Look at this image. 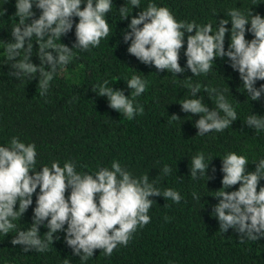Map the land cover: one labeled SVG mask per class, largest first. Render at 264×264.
<instances>
[{"label":"trees","instance_id":"trees-1","mask_svg":"<svg viewBox=\"0 0 264 264\" xmlns=\"http://www.w3.org/2000/svg\"><path fill=\"white\" fill-rule=\"evenodd\" d=\"M150 2L168 8L178 22L212 24L213 32L217 30L216 22L229 19L225 51L230 44L231 22L227 17L230 9L238 8L246 16L252 11L264 17V0H141L140 8H132L130 0H112V10L106 15L110 24L109 36L102 39L98 47L87 51L73 49V59L66 66L57 67L44 96L40 95L38 87L39 74L35 79L26 75L11 76L9 73L15 70L10 65L15 61L8 60L2 53L0 146H9L14 136L26 145L34 143L38 170L43 166L51 167L53 161H58L61 167L71 161L77 173L94 175L101 168L111 170V164L116 160L134 178L147 174L149 183L161 193L167 188L179 192L180 202L165 200L163 196L149 197L154 200L148 213L151 221L137 229L127 246L118 245L111 256H105L97 249L93 257L82 261L67 246L65 232L55 233L54 237L59 236V239H54L49 245L50 250L43 253L34 249L25 252L23 245L11 244L18 230L31 227L39 194L37 188L33 204L21 218L13 221L16 229L6 236L0 233V264H65L66 260L70 264H264V237L257 241L245 237L241 243L235 230L220 231L219 221L212 215L214 205L219 202L214 197L215 191L222 187L221 158L230 152L244 155L249 162V172L255 171V163L264 158V130L257 132L246 125L247 117L253 114L264 117V93L259 100L252 101L227 57H217L207 74L193 75L186 67L184 55L189 33H185L179 58L185 71L176 76L130 55L127 49L131 42L124 41V31H130L128 24L132 17L146 9ZM15 3L16 0H0V41L5 43L14 42L11 32L19 23L15 17ZM124 5L130 15L122 20L118 10ZM33 11L34 18H38L40 10L34 6ZM73 19L72 31L56 43L69 47L75 43L78 18ZM246 39H253L252 34L246 32ZM31 43L32 62L39 66L35 37ZM4 51L0 42V52ZM23 56L21 52L17 61ZM132 75L146 80L147 88L135 98V104L143 106V114L128 119L109 107L107 97H101L93 90L98 91L94 86L107 80L109 87L130 96L127 80ZM189 83L201 84L197 97H193L187 88ZM262 84L264 81L258 80L255 87ZM205 87L216 88L224 94L236 110L237 120L222 132L212 131L201 136L197 135L195 127L200 115L183 112L180 103L202 97L203 103L213 110L216 108L215 94L210 99ZM174 114L180 118L173 120ZM220 115L223 117L224 113L220 111ZM201 152L206 164L213 158L207 172L212 177L210 180L206 175L198 174L195 180L190 176L191 159ZM165 165L172 170L168 175L163 172ZM239 186L226 191L238 190ZM260 186H264V179ZM193 193L201 199H194ZM65 195L66 198L70 195V189ZM47 231L45 226H40L41 239Z\"/></svg>","mask_w":264,"mask_h":264},{"label":"clouds","instance_id":"clouds-1","mask_svg":"<svg viewBox=\"0 0 264 264\" xmlns=\"http://www.w3.org/2000/svg\"><path fill=\"white\" fill-rule=\"evenodd\" d=\"M140 2L130 0L132 8H140ZM82 4L85 5L83 8ZM34 6L40 10L38 18H34ZM112 7V0H16L15 17H18L19 23L11 32L14 42L0 41L7 59L15 61L10 65L15 71L9 74L16 78L26 75L35 79L38 73L40 95L44 96L57 67L66 66L73 59V49L87 51L98 47L101 40L109 36L110 24L106 15ZM118 11L122 20L130 15L125 5ZM227 17L231 22L227 51L225 35L229 32L226 27L229 19L216 22L217 30L213 32L212 24L178 22L168 8L151 2L132 17L128 24L130 31H124L123 39L126 43L131 42L127 51L140 62L176 76L185 71L179 64V58L185 33H189L184 55L187 58L186 67L193 75L207 74L217 57H227L231 68L239 73L248 96L252 101L259 100L264 93V84L259 88L255 84L258 80L264 81V17L252 11L246 16L238 8L230 9ZM73 18H78L75 43L71 47L56 43L72 31ZM249 24L250 27H246ZM193 31L194 35L191 34ZM246 32L251 33L253 39L247 40ZM33 37L38 44L36 56L40 60L39 66L31 59ZM21 52L24 56L17 61ZM108 84L105 80L103 84L94 86L98 91H93L107 97L111 109L123 113L128 119L143 114L144 108L135 104V98L146 91V80L132 75L127 80L130 96ZM187 88L193 97H197L201 84L189 83ZM204 91L210 99L215 94L216 108L213 110L203 103L202 97L180 103L183 112L200 115L195 127L197 135L201 136L212 131L222 132L237 120L236 110L222 92L209 87H205ZM220 111L224 113L223 117ZM171 117L173 120L180 118L175 114ZM246 125L257 132L264 130V117L253 114L247 117ZM36 156L34 143L26 145L15 136L9 146H0V233L6 236L16 229L13 221L21 218L33 204V194L39 188L31 227L18 230L11 240L12 245H23L25 252L33 249L47 252L54 239H59L54 234L65 232L67 246L82 261L93 257L97 249L105 256H111L118 245L127 246L138 228L150 223L148 213L154 200L149 197L163 196L175 203L181 200L179 192L171 188L161 193L149 183L147 174L134 178L116 160L112 162L111 170L101 168L93 175L77 173L71 161L65 162L63 167L58 161H53L51 167L43 166L38 170L35 167ZM221 159L222 187L215 191L214 197L219 202L214 205L212 215L218 219L219 230L223 233L233 229L241 243L245 237L257 241L264 237V186H260V181L264 179V158L255 163V171L252 172L247 171L249 162L244 155L230 152ZM210 161L205 163L202 152L193 157L190 162L191 178L195 180L199 174L212 179L207 175ZM171 171L168 165L164 166L165 175ZM212 171L215 172V169ZM237 184L240 185L238 190L226 191ZM69 189L70 195L66 198ZM193 198L201 199L196 193H193ZM42 225L48 229L44 239L39 232ZM65 264L70 262L66 260Z\"/></svg>","mask_w":264,"mask_h":264},{"label":"rangeland","instance_id":"rangeland-1","mask_svg":"<svg viewBox=\"0 0 264 264\" xmlns=\"http://www.w3.org/2000/svg\"><path fill=\"white\" fill-rule=\"evenodd\" d=\"M3 52H0V55L2 54Z\"/></svg>","mask_w":264,"mask_h":264}]
</instances>
